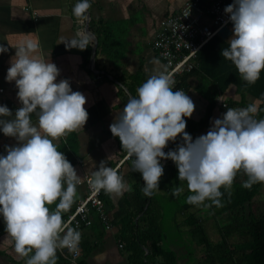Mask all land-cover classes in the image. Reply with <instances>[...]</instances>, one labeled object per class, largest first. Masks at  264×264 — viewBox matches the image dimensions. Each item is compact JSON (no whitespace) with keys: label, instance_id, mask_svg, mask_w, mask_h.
I'll return each instance as SVG.
<instances>
[{"label":"clouds","instance_id":"9594fccd","mask_svg":"<svg viewBox=\"0 0 264 264\" xmlns=\"http://www.w3.org/2000/svg\"><path fill=\"white\" fill-rule=\"evenodd\" d=\"M90 7L89 0H78L73 14L86 18ZM224 11L234 27L229 47L221 54L245 82L254 84L264 70V0H234ZM77 36L70 42L73 47L87 49L91 37ZM36 50L31 42L16 48L6 77L15 81L22 107L13 117L6 105L0 106V117L10 118L0 119V130L19 142L6 146V156L0 155V215L18 258H26V264H57L58 249L75 251L81 242L80 231L63 220V213L77 198L81 177L54 141L84 128L89 113L85 95L73 91L67 79L57 82L59 68L35 55ZM7 51L0 45V53ZM174 85L165 72L151 75L110 125L123 150L135 157L132 167L142 174L144 195L151 197L160 189L161 160L169 159L192 193L187 197L189 204L211 201L206 206H222L221 188L230 190L241 172L248 177L243 183L246 188L264 183V119L255 118L256 107H228L222 118L214 119L207 134L193 140L184 118L192 117L195 104L183 89L174 90ZM33 113L38 116V127L32 122ZM179 136L183 143L166 153L169 142ZM89 186L110 195L131 191L124 176L106 161L92 172ZM183 191L178 186L172 193L179 196ZM53 204L55 209L49 207Z\"/></svg>","mask_w":264,"mask_h":264},{"label":"crops","instance_id":"0c3cea01","mask_svg":"<svg viewBox=\"0 0 264 264\" xmlns=\"http://www.w3.org/2000/svg\"><path fill=\"white\" fill-rule=\"evenodd\" d=\"M186 1L89 0L91 7L86 18H77L73 14V8L78 0H0V45L8 49L7 52L0 53V106L6 105L12 111L13 117L15 111L22 107L15 81L9 82L6 77L16 48L29 42L36 44L35 55L47 61L51 60L59 68L57 82L67 79L72 90L83 93L87 99L85 108L89 113L88 121L84 128L81 127L55 140L58 150L63 152L75 167L81 177L80 181L86 176L91 177L92 172L98 170L101 161H106L108 167L117 168L126 151L123 150L119 137L113 136L110 125L119 117L129 98L137 96V88L142 83L153 74L166 73L165 64L153 49V40L161 22L181 10ZM88 30L98 41L95 59L92 40L89 43L92 47L89 56L85 52L86 49L80 50L70 43L72 39H78L77 33L81 39L89 36ZM232 36L233 27H230L223 36L215 38L228 42ZM63 38L69 42L68 46L63 43L67 42ZM211 48H215V45ZM202 57L206 63L218 66L215 69L209 68L212 72L210 73L198 64L197 70L184 76L185 92L195 104L192 117L184 118L187 122L186 131L193 140L207 134L214 119L222 118L228 107L245 108L253 105L257 109L256 113L264 110V99L244 92L238 76L234 79L230 73L222 76L220 69L230 67V60L216 56L215 52L209 53L208 50ZM257 90L261 92V89ZM31 119L38 127L36 113L32 114ZM178 140L181 141L180 144L183 143V137L179 136L175 142L170 141L167 147L176 150L180 145ZM18 143L16 138L5 136L0 130V155L6 156V146H17ZM174 166L179 173L175 163ZM132 168L128 163H123L117 168L131 191L122 196L108 194L110 204L106 206L105 212L110 228H106V224L93 213L92 225L83 226L78 230L86 252L74 263L65 257L63 249H58L57 264H80L81 261L86 264H128L124 244L117 238L119 229L115 220L122 212H128L123 206L121 209V203L133 191ZM246 177L242 172L239 173L228 191L234 192ZM180 187L184 189L179 195L180 199L187 200L192 194L188 190L187 182L181 181ZM223 190L225 189L221 188V191ZM86 192L85 185H77V198L74 203L83 199ZM155 194L165 199L169 195L165 187H160ZM206 205L207 202L193 205L191 212L199 215L200 211H203L202 213H206L211 219L221 218L226 222L224 217L214 215V210ZM55 206L53 204L49 207L55 209ZM160 206L170 214L179 209L177 203L170 205L166 200H163ZM247 210L256 215L264 214V183ZM206 214L204 219L207 218ZM0 264H26V258H18L14 252V241L6 232L2 215Z\"/></svg>","mask_w":264,"mask_h":264},{"label":"trees","instance_id":"16d2710c","mask_svg":"<svg viewBox=\"0 0 264 264\" xmlns=\"http://www.w3.org/2000/svg\"><path fill=\"white\" fill-rule=\"evenodd\" d=\"M212 45H215V48H211ZM228 47L227 42L221 38L211 40L198 54L199 67L208 72H210L209 68H217L218 64L213 66L206 63L202 55L208 50L209 53L215 52L216 56L222 57V50ZM91 48L89 44L85 50L88 56L91 55ZM220 72L223 77L229 73L233 79L238 76L244 92L264 99V70L254 84L245 82L233 63L230 67H221ZM191 73L180 77L179 86L184 88V76ZM257 89H261V92ZM255 118L264 119V110L256 113ZM163 167L164 175L161 177L160 187H165L169 193L166 199L159 197L155 192L151 197L145 196L142 191L144 187L142 174L135 172L133 168L131 170L134 180L133 191L121 203V209L123 206L128 212H122L115 220L119 229L117 238L124 244L128 264H180V259L183 257L180 255L181 247L185 248L187 257L183 264H264V214L256 215L247 210L263 183H256L251 188H246L243 186L248 179L246 177L234 192L222 191V206L212 204L211 209L214 210V215L224 217L226 222L218 220L217 227L221 238L213 242L205 226L206 217L203 218L205 213L200 211L198 215L191 212L193 204L187 203L186 199L182 201L180 196L172 193V190L180 187L181 183L174 162L169 159ZM100 197L104 202V210H107L106 206L110 204L108 193L102 190ZM163 200L168 201L170 205L177 203L179 209L169 215L165 208L160 206ZM206 202L207 205L211 204V201ZM76 205L77 202L66 211L63 220L73 213ZM99 220L101 221L100 218ZM99 225L102 226L101 223ZM198 248L203 250L201 257L194 255ZM64 264L69 263L64 262ZM80 264L86 262L81 261Z\"/></svg>","mask_w":264,"mask_h":264},{"label":"built area","instance_id":"2783aa9c","mask_svg":"<svg viewBox=\"0 0 264 264\" xmlns=\"http://www.w3.org/2000/svg\"><path fill=\"white\" fill-rule=\"evenodd\" d=\"M234 3V0H187L181 10L167 17L161 22L160 29L153 40V49L166 66V73L175 81L174 90L185 89L179 86L180 77L191 73L198 67V54L203 47L217 36H223L225 31L234 27L229 14L224 9ZM181 143L180 140L177 141ZM174 150L167 147V153ZM135 157H129L127 152L118 162V167L123 163L132 165ZM166 164L167 160H161ZM117 168H115L117 170ZM86 176L78 185H85L87 192L81 199L73 213L65 218L69 227L79 230L81 227L91 226L92 215L96 214L105 224H108L101 191L93 190L89 186ZM123 245H120L122 247ZM84 253L83 245L79 244L75 251L63 249V254L71 262H76Z\"/></svg>","mask_w":264,"mask_h":264},{"label":"rangeland","instance_id":"374dc122","mask_svg":"<svg viewBox=\"0 0 264 264\" xmlns=\"http://www.w3.org/2000/svg\"><path fill=\"white\" fill-rule=\"evenodd\" d=\"M169 215H171L170 213H168ZM206 214V213H205ZM207 216V214H206ZM209 216V215H208ZM206 218L205 220V226H206V229H207V233L209 235V238L213 241V242H217L220 240L221 236L219 234V231H218V227H217V222H218V218H215V219H211V217H208ZM221 220V218H220ZM180 255H182L183 257H181L180 259V264H183L184 262H186V251H185V248L181 247L180 248ZM196 257H201L203 255V250L201 248H198L194 254Z\"/></svg>","mask_w":264,"mask_h":264},{"label":"water","instance_id":"95a60500","mask_svg":"<svg viewBox=\"0 0 264 264\" xmlns=\"http://www.w3.org/2000/svg\"><path fill=\"white\" fill-rule=\"evenodd\" d=\"M89 32V36L91 37V40L93 41V57L95 59V53H96V49H97V45H98V41L97 39L92 35L91 31L88 30Z\"/></svg>","mask_w":264,"mask_h":264}]
</instances>
